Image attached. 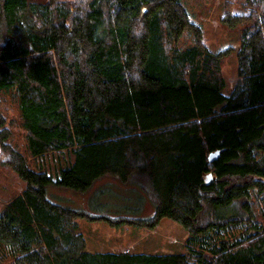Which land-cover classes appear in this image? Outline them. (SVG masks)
I'll return each mask as SVG.
<instances>
[{
    "label": "trees",
    "instance_id": "16d2710c",
    "mask_svg": "<svg viewBox=\"0 0 264 264\" xmlns=\"http://www.w3.org/2000/svg\"><path fill=\"white\" fill-rule=\"evenodd\" d=\"M182 1L0 0V165L27 183L0 212V264H264V0L241 14L225 0L221 22L240 28L228 95L227 52L207 48ZM103 178L139 182L153 216L49 198ZM165 218L187 230L184 253H90L77 223Z\"/></svg>",
    "mask_w": 264,
    "mask_h": 264
},
{
    "label": "rangeland",
    "instance_id": "374dc122",
    "mask_svg": "<svg viewBox=\"0 0 264 264\" xmlns=\"http://www.w3.org/2000/svg\"><path fill=\"white\" fill-rule=\"evenodd\" d=\"M30 1L44 3L48 0ZM182 5L191 22L201 28L207 48L213 53L227 52L220 66L226 80L224 94L228 95L236 79L239 26L229 28L221 22L225 0H183ZM233 12H244V0L235 1ZM193 43L194 37L187 31L179 40L178 47L188 48ZM26 186L27 183L16 172L0 165V212L8 201L22 195L21 191ZM48 195L57 204L112 219L143 222L148 221L154 213V204L141 189V184L134 180L122 184L115 178H103L85 194L67 188H51ZM77 223L78 232L90 253L117 252L121 249L134 254H180L185 252L188 238L187 230L181 224L167 218L152 229L128 224L112 227L104 221L86 219H78Z\"/></svg>",
    "mask_w": 264,
    "mask_h": 264
},
{
    "label": "water",
    "instance_id": "95a60500",
    "mask_svg": "<svg viewBox=\"0 0 264 264\" xmlns=\"http://www.w3.org/2000/svg\"><path fill=\"white\" fill-rule=\"evenodd\" d=\"M219 156H220V151L219 150H216V151H213V152H211V153L208 154L207 160H208V162L211 163V162L217 160ZM208 177H209V179H211L212 174L209 173L208 174Z\"/></svg>",
    "mask_w": 264,
    "mask_h": 264
},
{
    "label": "crops",
    "instance_id": "0c3cea01",
    "mask_svg": "<svg viewBox=\"0 0 264 264\" xmlns=\"http://www.w3.org/2000/svg\"><path fill=\"white\" fill-rule=\"evenodd\" d=\"M117 252H125V251H121V249L120 250H118ZM127 252V251H126Z\"/></svg>",
    "mask_w": 264,
    "mask_h": 264
}]
</instances>
